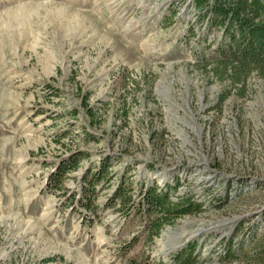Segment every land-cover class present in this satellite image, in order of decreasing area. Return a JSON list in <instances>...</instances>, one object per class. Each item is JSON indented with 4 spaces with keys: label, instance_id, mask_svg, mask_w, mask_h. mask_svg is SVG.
Instances as JSON below:
<instances>
[{
    "label": "rangeland",
    "instance_id": "rangeland-1",
    "mask_svg": "<svg viewBox=\"0 0 264 264\" xmlns=\"http://www.w3.org/2000/svg\"><path fill=\"white\" fill-rule=\"evenodd\" d=\"M213 3L0 0V264H264V51ZM147 187L201 210L150 236Z\"/></svg>",
    "mask_w": 264,
    "mask_h": 264
},
{
    "label": "trees",
    "instance_id": "trees-1",
    "mask_svg": "<svg viewBox=\"0 0 264 264\" xmlns=\"http://www.w3.org/2000/svg\"><path fill=\"white\" fill-rule=\"evenodd\" d=\"M214 6H218L216 9L218 16L226 23V29L230 30L231 25L237 24L238 36L245 35L250 38L249 50L251 56L261 55L264 51V22L253 21V16L261 11L264 5L260 0H229L231 3L223 2L226 0H213ZM209 0H196V5L202 7L208 5ZM249 12H252V16H249ZM234 34V31H232ZM244 49V55L247 56V51ZM248 52V53H249ZM80 153L75 152L63 160L57 169H72L78 163ZM60 171L58 170L57 173ZM172 187V186H171ZM119 189H122L119 188ZM125 201H130V197L124 196ZM144 206H139L138 211L145 212L146 216L151 217V221L148 225L149 232L152 234H158L160 229L165 224H172L177 218H181L186 214H195L201 210L202 203L196 201L190 195H181L178 200L173 201L167 198V192H158L154 187H147L144 192ZM144 210V211H143ZM190 249V247H189Z\"/></svg>",
    "mask_w": 264,
    "mask_h": 264
},
{
    "label": "water",
    "instance_id": "water-1",
    "mask_svg": "<svg viewBox=\"0 0 264 264\" xmlns=\"http://www.w3.org/2000/svg\"><path fill=\"white\" fill-rule=\"evenodd\" d=\"M185 244H182L181 248L184 246Z\"/></svg>",
    "mask_w": 264,
    "mask_h": 264
}]
</instances>
